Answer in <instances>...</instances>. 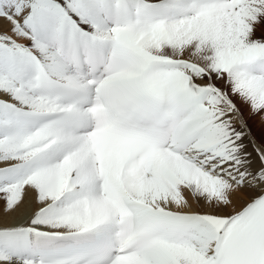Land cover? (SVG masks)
Segmentation results:
<instances>
[{
	"label": "bare ground",
	"instance_id": "obj_1",
	"mask_svg": "<svg viewBox=\"0 0 264 264\" xmlns=\"http://www.w3.org/2000/svg\"><path fill=\"white\" fill-rule=\"evenodd\" d=\"M157 3L164 4L163 0ZM67 4L64 3L66 13L76 10L77 15L84 18L82 23L96 34L122 38L134 44L132 33L128 36L123 30L108 27L95 5L94 11L89 13L85 3ZM55 6V1L50 0H0V235L6 236L8 241L26 235L25 228L29 226L74 232L99 223L109 225L116 220L115 211L100 193L93 137L57 131L55 133L66 143L62 155L69 152L72 155L67 160L61 156L45 159L38 152L42 148V138L15 130L1 112L4 101L39 111L56 109L50 101L35 95L29 84L6 73L2 59L10 52H37L58 78L81 82L71 75L65 61V41L56 36L54 26L57 24L53 13L49 14ZM191 39L180 42L185 44L186 54L174 58L187 62V68L201 87H211L208 118L218 119L205 132L201 149L214 145L210 154L219 153L220 156L212 164L221 162V166L205 176L193 165L170 154L168 169L154 170L144 179L136 162L122 159V165L114 170L134 198L160 207L194 212L222 226L264 190V147L251 135L239 111L233 107L236 103L230 100L225 79L221 78L246 65L251 54L264 51V40L248 34L246 39L235 40L228 46L217 45L209 51L190 54L195 48L192 42L195 39ZM56 47L62 48V55L57 54ZM143 51L151 58H164ZM200 52L204 58L199 57ZM213 76L217 79L213 80ZM248 80L249 77L243 81ZM220 170L223 172L219 173ZM85 193L87 199L81 197ZM213 240L214 232L203 226L195 246L168 248L161 254L127 264L195 263L207 256ZM0 264L38 263L13 258L0 251Z\"/></svg>",
	"mask_w": 264,
	"mask_h": 264
},
{
	"label": "rangeland",
	"instance_id": "obj_2",
	"mask_svg": "<svg viewBox=\"0 0 264 264\" xmlns=\"http://www.w3.org/2000/svg\"><path fill=\"white\" fill-rule=\"evenodd\" d=\"M50 1H55V10H49V14L53 13L55 21H57L56 19L59 20L61 15L67 12L64 7V3L66 4L67 2L72 5L82 2L83 4L85 3V6L87 5V12L90 13L94 11V2L92 4L91 0H64L63 3L61 0ZM157 1L159 0H154L156 3ZM176 1L177 0H163V3L169 5ZM39 10L41 12L43 11L41 8ZM32 11L34 13L37 12L33 9ZM216 12L218 14H216ZM216 12H214L213 15L203 16L193 23H181L178 21L175 23L173 21L172 23L175 24L171 25L167 37L159 42L150 36H140V39L137 38L141 40L140 44L148 47L153 52H158L159 55L176 57L186 54V46L180 42H184V40L189 37L190 39L192 38L191 40L195 39L192 41L195 42V48L189 51L190 54H194L196 51L199 52L200 50L209 51L217 45L228 46L235 40L241 38L246 39L248 34L252 35V37H255L257 40H264V0H253L248 6H244L243 9L239 10H235L232 5H224L218 8ZM226 12L228 14H226ZM76 16H78L77 12ZM78 17H80L79 21L84 22V18L81 16ZM136 36L137 34L131 36L134 44L136 43ZM201 52L198 53V55L204 58ZM148 53L158 56L151 52ZM247 66L248 65L239 66L240 68L238 67L235 71H231L230 75L223 76L221 79L223 81L225 79V88L228 89L227 92L230 96V100L233 104L236 103L233 107H236L239 111L240 117L244 119L252 136L264 147V77L262 78L259 72H255ZM248 77L249 80L246 81L245 84V78ZM215 78L216 76H213V80H215ZM221 79L219 81L223 83ZM251 88L253 89L252 92L250 91L252 90Z\"/></svg>",
	"mask_w": 264,
	"mask_h": 264
}]
</instances>
